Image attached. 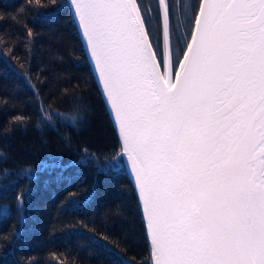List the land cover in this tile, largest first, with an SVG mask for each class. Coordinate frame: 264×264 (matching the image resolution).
<instances>
[{
    "label": "snow or ice",
    "instance_id": "1",
    "mask_svg": "<svg viewBox=\"0 0 264 264\" xmlns=\"http://www.w3.org/2000/svg\"><path fill=\"white\" fill-rule=\"evenodd\" d=\"M72 9L120 134L72 165H130L152 264H264V0Z\"/></svg>",
    "mask_w": 264,
    "mask_h": 264
},
{
    "label": "trees",
    "instance_id": "2",
    "mask_svg": "<svg viewBox=\"0 0 264 264\" xmlns=\"http://www.w3.org/2000/svg\"><path fill=\"white\" fill-rule=\"evenodd\" d=\"M119 141L68 0H0V264H151L125 167L71 163Z\"/></svg>",
    "mask_w": 264,
    "mask_h": 264
},
{
    "label": "water",
    "instance_id": "3",
    "mask_svg": "<svg viewBox=\"0 0 264 264\" xmlns=\"http://www.w3.org/2000/svg\"><path fill=\"white\" fill-rule=\"evenodd\" d=\"M68 2H69V5H70L72 14H73L72 4L75 2V0H68ZM73 18H74V21L76 23L77 30L79 32V35H80V38H81V41H82V44H83V47H84V50H85V53H86V57H87L88 62L90 64V66H91V69H92L93 75L95 77L97 86H98L99 91H100V93H101V95H102V97L104 99V102H105V104L107 106L108 112L110 114V117L112 119V122L114 124V127L116 129V132H117L118 137H119V140H120L119 127H118L117 122L115 121L114 114H113V112H112V110L110 108L109 101L105 97L104 90H103V83L98 78V73H97V70L95 68L94 61H93V59L91 58V56L89 54V51H88V48H87V44L85 42L84 37L82 36L81 30H80V28L78 26L77 20L75 19L74 15H73ZM165 51H166V49H165ZM166 70H167L166 67L164 69H162V71H166ZM116 164H117V166L115 167V169H120L123 166L125 167L126 172H127L128 176H129V178L131 180V183L134 186L135 191H136V194L138 196V200H139V203H140V207H141V211H142V216H143L142 203H141V200H140V196H139V192H138V188H137V181H136V177H135L134 172L131 170L130 165L127 162H122V161L117 160L116 161ZM143 220H144V218H143ZM144 225H145V221H144ZM145 229H146V225H145ZM148 241H149V239H148ZM149 245H150V243H149ZM150 250H151V248H150ZM151 264H152V257H151Z\"/></svg>",
    "mask_w": 264,
    "mask_h": 264
}]
</instances>
